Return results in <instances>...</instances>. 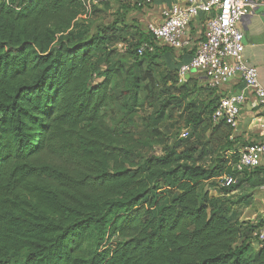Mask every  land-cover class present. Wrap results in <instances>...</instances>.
Masks as SVG:
<instances>
[{
	"label": "trees",
	"instance_id": "16d2710c",
	"mask_svg": "<svg viewBox=\"0 0 264 264\" xmlns=\"http://www.w3.org/2000/svg\"><path fill=\"white\" fill-rule=\"evenodd\" d=\"M97 8L0 0V264H264L259 225L226 198L262 186L264 166L214 158L229 125L212 122L215 88L178 75L193 52L124 16L91 33ZM177 112L191 133L165 143ZM153 138L161 155L145 152Z\"/></svg>",
	"mask_w": 264,
	"mask_h": 264
},
{
	"label": "built area",
	"instance_id": "2783aa9c",
	"mask_svg": "<svg viewBox=\"0 0 264 264\" xmlns=\"http://www.w3.org/2000/svg\"><path fill=\"white\" fill-rule=\"evenodd\" d=\"M86 15L93 7L108 0H82ZM124 2L126 0H119ZM146 4L152 0H145ZM264 0H181L164 10L161 21H151L147 30L162 45L176 51H192L190 62L183 64L179 77L184 80L197 77L206 81L212 88L240 80L245 90L227 92L220 97L217 107L212 113L214 124L225 123L236 128L242 104L248 93L264 111V87L259 81L256 67L247 63L244 58V33L240 23L244 16L252 13ZM204 15L202 36L198 39L192 35L191 25L199 16ZM145 45L141 46L142 52ZM189 131L183 130L181 137H187ZM264 166V139L244 145L238 154L235 168L239 171ZM233 178H227V184ZM264 189V184L262 185ZM255 246L264 244V225L254 232Z\"/></svg>",
	"mask_w": 264,
	"mask_h": 264
},
{
	"label": "crops",
	"instance_id": "0c3cea01",
	"mask_svg": "<svg viewBox=\"0 0 264 264\" xmlns=\"http://www.w3.org/2000/svg\"><path fill=\"white\" fill-rule=\"evenodd\" d=\"M158 6L162 10L180 2L181 0H158ZM112 2H115L112 0ZM152 4V3H151ZM204 15L193 21L192 35L198 39L202 36L204 28ZM157 17L156 21H161ZM244 33L245 49L244 58L247 63L258 70L259 81L264 87V5L258 6L252 13L244 16L240 23ZM202 83L206 84L203 80ZM216 93L221 97L227 92H238L245 90V85L240 80L216 88ZM217 139L222 145L229 146L227 154L238 152L246 144L264 139V111L256 102L254 96L248 93L246 101L242 104L239 123L236 128L223 126L217 130ZM240 206V205H239ZM237 206V207H239ZM240 219L249 224L264 223V189L262 186L256 188L250 203H244L241 208Z\"/></svg>",
	"mask_w": 264,
	"mask_h": 264
},
{
	"label": "rangeland",
	"instance_id": "374dc122",
	"mask_svg": "<svg viewBox=\"0 0 264 264\" xmlns=\"http://www.w3.org/2000/svg\"><path fill=\"white\" fill-rule=\"evenodd\" d=\"M112 1V0H111ZM113 5L111 6V9L109 10H103L102 6L100 5H96V7H98L96 9V11L94 13H92L91 16H89L88 18H86L85 20H87L91 33H94L98 30V28L104 26L105 24H109L111 22H113L114 20L118 19L120 20L122 18V16H124L125 21L128 23L133 24V27H140L144 30H146L147 25L149 22L151 21H156L157 17H162L164 15V10L166 8H164L163 10L161 8H159L160 6H158L159 1L158 0H152V4L148 3V4H143L138 8L135 9H131L129 11H124L120 9V5L117 4L116 2H112ZM100 7V8H99ZM132 33H134L133 31L130 32V39H134ZM113 45V44H112ZM113 47H122V44L117 43L114 44ZM196 96H200V98H206V95L204 96V94L202 93H196ZM180 116L179 113L177 112L173 117H171L170 119H168L162 126H161V130L167 134V137L164 139L165 143L168 139V137H172L174 139V134L176 132H180V134L182 133L183 130L187 129L189 131V133H191V128H189L187 125H185L184 121L181 120L179 121ZM212 119V118H211ZM209 135V133H208ZM218 137V136H217ZM160 138H153L150 140V144L148 147H146V154H158L161 155L163 153L164 149V141L159 140ZM216 145L222 144L220 142H216ZM214 144V146H216ZM221 146V145H220ZM219 146V147H220ZM223 147L219 148L217 147V154L214 156V158L216 156H222L224 154H227L226 152L229 150L228 144L226 143L225 145H222ZM237 155L238 152H233L231 154H228V156L230 155ZM210 153L208 152L204 158V163L208 164L210 162L211 157ZM216 180H218L219 182H223L224 183V179L223 178H216ZM208 183H205V188L207 187ZM208 188V187H207ZM256 188L254 187H250L247 184L242 185L239 190L237 191H233L230 193L229 196H227V200L230 202V204H233V206L237 207L239 205H236L237 201H244L247 204L250 203L253 199V195L255 194ZM211 192L214 195H218L220 193V190L215 189V188H211ZM248 195H245V194ZM244 194L245 197L241 198V196ZM242 205H244V203L240 204V206L238 208H241ZM241 212V210H239ZM259 227H261L262 225H264V223H258ZM258 227V228H259ZM119 240V238H114V240Z\"/></svg>",
	"mask_w": 264,
	"mask_h": 264
},
{
	"label": "water",
	"instance_id": "95a60500",
	"mask_svg": "<svg viewBox=\"0 0 264 264\" xmlns=\"http://www.w3.org/2000/svg\"><path fill=\"white\" fill-rule=\"evenodd\" d=\"M186 78H187V79L190 78V75L188 74V75L186 76Z\"/></svg>",
	"mask_w": 264,
	"mask_h": 264
}]
</instances>
